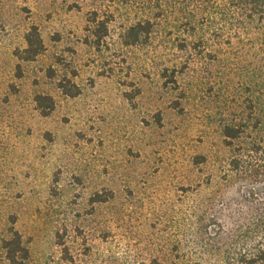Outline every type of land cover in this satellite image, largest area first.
Returning a JSON list of instances; mask_svg holds the SVG:
<instances>
[{
	"label": "rangeland",
	"instance_id": "1",
	"mask_svg": "<svg viewBox=\"0 0 264 264\" xmlns=\"http://www.w3.org/2000/svg\"><path fill=\"white\" fill-rule=\"evenodd\" d=\"M209 6L0 0V264L16 233L25 264L257 254L264 15ZM33 27L44 50L28 61Z\"/></svg>",
	"mask_w": 264,
	"mask_h": 264
},
{
	"label": "trees",
	"instance_id": "2",
	"mask_svg": "<svg viewBox=\"0 0 264 264\" xmlns=\"http://www.w3.org/2000/svg\"><path fill=\"white\" fill-rule=\"evenodd\" d=\"M181 3L192 6L198 5L201 7L204 4L210 5L209 7L213 10H210V14L219 15L225 20H232L237 16H246L247 18H253L254 16H263L264 15V0H179ZM141 27V28H140ZM141 31H136V37L139 33H143L145 30L148 32L147 28L139 26ZM135 29H132L134 32ZM44 50V43L40 36V33L36 27H33L32 30L27 35V48L23 52L22 59L33 60L38 55H40ZM65 91L71 95L76 96L79 94L78 88L76 92H71L64 86ZM37 101L39 103L50 101L53 105V101L48 97L40 96ZM230 131H232L230 133ZM227 137L236 138L237 134L234 133V130H230L227 133ZM7 257L11 264H25L27 261L29 252L26 248L22 246L21 237L19 234H15V238L12 241L6 242ZM245 264H264V245L260 246L256 255L250 257L247 260H244Z\"/></svg>",
	"mask_w": 264,
	"mask_h": 264
}]
</instances>
